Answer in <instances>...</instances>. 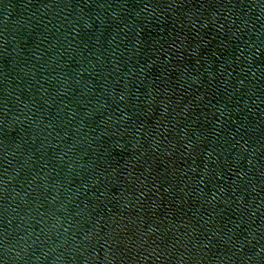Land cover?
<instances>
[{"label":"water","instance_id":"obj_1","mask_svg":"<svg viewBox=\"0 0 264 264\" xmlns=\"http://www.w3.org/2000/svg\"><path fill=\"white\" fill-rule=\"evenodd\" d=\"M2 1H3V0H0V4H1Z\"/></svg>","mask_w":264,"mask_h":264}]
</instances>
